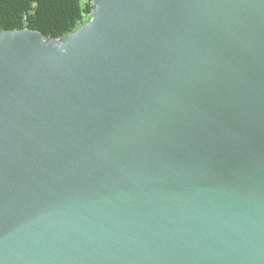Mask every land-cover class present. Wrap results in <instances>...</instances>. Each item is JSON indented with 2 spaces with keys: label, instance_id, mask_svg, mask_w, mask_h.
Returning a JSON list of instances; mask_svg holds the SVG:
<instances>
[{
  "label": "water",
  "instance_id": "obj_1",
  "mask_svg": "<svg viewBox=\"0 0 264 264\" xmlns=\"http://www.w3.org/2000/svg\"><path fill=\"white\" fill-rule=\"evenodd\" d=\"M0 264H264V0L0 31Z\"/></svg>",
  "mask_w": 264,
  "mask_h": 264
},
{
  "label": "trees",
  "instance_id": "obj_2",
  "mask_svg": "<svg viewBox=\"0 0 264 264\" xmlns=\"http://www.w3.org/2000/svg\"><path fill=\"white\" fill-rule=\"evenodd\" d=\"M93 0H0V31L35 29L58 38L90 18Z\"/></svg>",
  "mask_w": 264,
  "mask_h": 264
}]
</instances>
